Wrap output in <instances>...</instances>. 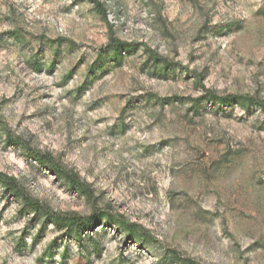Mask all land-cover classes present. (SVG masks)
<instances>
[{
  "label": "rangeland",
  "instance_id": "1",
  "mask_svg": "<svg viewBox=\"0 0 264 264\" xmlns=\"http://www.w3.org/2000/svg\"><path fill=\"white\" fill-rule=\"evenodd\" d=\"M98 2L0 0V174L99 217L0 186V264H264V0Z\"/></svg>",
  "mask_w": 264,
  "mask_h": 264
},
{
  "label": "trees",
  "instance_id": "2",
  "mask_svg": "<svg viewBox=\"0 0 264 264\" xmlns=\"http://www.w3.org/2000/svg\"><path fill=\"white\" fill-rule=\"evenodd\" d=\"M95 8L98 9V12L104 13L102 10V6L99 4L98 0H89ZM129 49V45L119 42L117 40H114L113 38H110V42L107 45V47L104 48L105 55L110 57L112 62H118L121 58V54L125 53ZM202 101L213 103V104H219L224 106H231L233 104H236L237 98L234 96H225V97H218L213 94H206L199 99L195 100V104H200ZM252 101H249L247 103V108L252 106ZM260 108L264 109V105H259ZM35 161H38L40 164H44L43 160L41 158H33ZM61 177L66 179L69 183V186L73 188V182L70 181L66 175H64L62 172H60ZM65 180V181H66ZM0 186L3 189V194L7 195L11 198L17 199L19 201H22V210L26 211V213L34 214L36 219L38 218L43 219V223L45 226L51 225L56 229V231H59L64 234L67 238H72L77 244H79L82 240V236L85 232H92L94 227L96 226L97 219L99 217H86V218H79L75 216L71 217H59L54 214H50L43 210L40 206H37L30 202L23 193L19 190L18 185L12 178H7L4 175L0 174ZM110 222H113L108 218ZM120 227L123 228L121 223H118ZM126 230V236L128 238L134 237V235H140L137 231L130 227L123 228ZM181 264H194L193 262L189 260L182 259Z\"/></svg>",
  "mask_w": 264,
  "mask_h": 264
}]
</instances>
